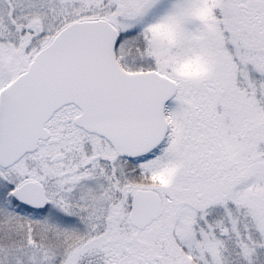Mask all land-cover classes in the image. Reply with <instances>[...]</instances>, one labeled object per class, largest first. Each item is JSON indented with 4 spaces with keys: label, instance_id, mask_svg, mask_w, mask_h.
I'll return each instance as SVG.
<instances>
[{
    "label": "snow or ice",
    "instance_id": "1",
    "mask_svg": "<svg viewBox=\"0 0 264 264\" xmlns=\"http://www.w3.org/2000/svg\"><path fill=\"white\" fill-rule=\"evenodd\" d=\"M0 264H264V0H0Z\"/></svg>",
    "mask_w": 264,
    "mask_h": 264
}]
</instances>
